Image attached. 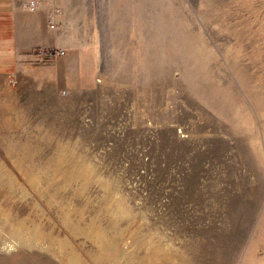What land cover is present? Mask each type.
<instances>
[{"label": "rangeland", "instance_id": "rangeland-1", "mask_svg": "<svg viewBox=\"0 0 264 264\" xmlns=\"http://www.w3.org/2000/svg\"><path fill=\"white\" fill-rule=\"evenodd\" d=\"M54 11L65 53L0 75V207L44 235L0 238V264H163L162 233L192 264H264V0Z\"/></svg>", "mask_w": 264, "mask_h": 264}, {"label": "crops", "instance_id": "crops-1", "mask_svg": "<svg viewBox=\"0 0 264 264\" xmlns=\"http://www.w3.org/2000/svg\"><path fill=\"white\" fill-rule=\"evenodd\" d=\"M59 1L41 0L31 8L29 0H0V75L54 57L62 45L61 30L51 23Z\"/></svg>", "mask_w": 264, "mask_h": 264}, {"label": "bare ground", "instance_id": "bare-ground-1", "mask_svg": "<svg viewBox=\"0 0 264 264\" xmlns=\"http://www.w3.org/2000/svg\"><path fill=\"white\" fill-rule=\"evenodd\" d=\"M258 104H259V102H258ZM241 121L242 120H240V122ZM246 123H247V120L244 119L241 124L246 126ZM240 128H242V127H240ZM243 129H244L243 131H246L245 133H248L249 138H250L251 134H250L249 126L246 128H243ZM252 136H253V134H252ZM251 140H250V142H251ZM37 180H39V177L34 175V180L32 179L33 183L37 182ZM256 206H257V204L254 205L252 203L247 206V209H246V212L244 213V216L242 215V219H243L242 226H243V228L247 229L249 221L252 219L253 215H255L254 211L256 209ZM119 208H120V212H122L123 214H127V215L131 214L130 208L124 206V204H121ZM139 221H141V220L139 219ZM6 222H7V224H6ZM6 225L8 226V229H10L9 231H11L10 237H13V238L8 239V240H7V236H6V230L8 231V229H6ZM242 226L240 225L239 228H241ZM154 231L157 233H160V231H158L157 229H154ZM88 233L90 234V236L92 238H94V239L96 238L97 241H99V242L101 240H103V233H101L100 226H98V225L94 226L91 224L89 229H88ZM43 236H44L43 232L40 229L30 228L29 226L25 225V223L23 221H18V222L14 221L12 218H10L9 214L7 212H5V208L0 207V238L4 239L6 243H9V245L15 246L16 240L27 239L29 241V244H31V243L33 244L37 240L41 239V237H43ZM158 236H159L158 238H155L152 235L151 238L148 240V243H150V244L152 243L151 245H153V249L150 250V253H152L151 258L153 260L154 259L158 260V261L162 262L163 264H192L193 260H191L187 250L183 249V247L181 245L180 246L177 245L173 241V239L171 238L172 235L168 236V234L162 233V235L159 234ZM12 240H15V241H12ZM112 242L115 243V241H112ZM258 244H264V214L262 215V219L260 220V222L257 225L256 237H255L253 244L250 247V250L251 251L255 250L256 247L258 246ZM58 248H62V247L58 246ZM63 251H64V253H67L66 249H63ZM54 253H56L55 250H54ZM56 255H59V254L56 253ZM69 256H70L69 257L70 260H69L68 264L80 263L81 260L79 257H77L76 254L71 255L69 253ZM147 264H149V262Z\"/></svg>", "mask_w": 264, "mask_h": 264}, {"label": "built area", "instance_id": "built-area-1", "mask_svg": "<svg viewBox=\"0 0 264 264\" xmlns=\"http://www.w3.org/2000/svg\"><path fill=\"white\" fill-rule=\"evenodd\" d=\"M40 1L41 0H29V6L31 8L37 7ZM64 53H65V50L60 48V50H56L54 54L55 56H60V55H63Z\"/></svg>", "mask_w": 264, "mask_h": 264}, {"label": "trees", "instance_id": "trees-1", "mask_svg": "<svg viewBox=\"0 0 264 264\" xmlns=\"http://www.w3.org/2000/svg\"><path fill=\"white\" fill-rule=\"evenodd\" d=\"M55 52H53V54H54Z\"/></svg>", "mask_w": 264, "mask_h": 264}]
</instances>
